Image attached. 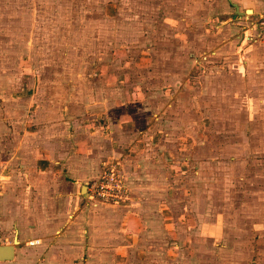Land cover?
<instances>
[{
	"label": "rangeland",
	"instance_id": "374dc122",
	"mask_svg": "<svg viewBox=\"0 0 264 264\" xmlns=\"http://www.w3.org/2000/svg\"><path fill=\"white\" fill-rule=\"evenodd\" d=\"M217 1V20L200 28L189 22V4L176 0H0L2 103L38 92L43 102L68 96L70 106L89 107L87 116L70 118L115 123L127 145L116 149L145 157L141 176L154 187L147 212L157 225L149 227L150 241L140 243L147 257L137 264H264V40L251 31L261 14L246 12L250 18L236 22L237 47L217 55L212 43L204 46L206 35L219 33V20L223 26L235 20ZM233 1H246L243 11L260 2ZM193 7L202 19L209 6L196 0ZM188 27L202 32L182 38L196 50L191 75L181 81L190 91L182 92L178 81L189 74L182 62L190 55L178 53L181 38L172 32ZM246 31L255 38L246 41ZM226 58L220 96L195 99L191 107L202 77L219 73L215 64ZM109 160L127 182V164ZM128 190L129 200L116 207L132 204ZM213 219L222 222L224 240L202 236Z\"/></svg>",
	"mask_w": 264,
	"mask_h": 264
},
{
	"label": "crops",
	"instance_id": "0c3cea01",
	"mask_svg": "<svg viewBox=\"0 0 264 264\" xmlns=\"http://www.w3.org/2000/svg\"><path fill=\"white\" fill-rule=\"evenodd\" d=\"M176 1L189 4L190 7H186L189 22L197 23L198 27L208 19L217 20L213 19L215 0H204L211 8H205L202 19L195 17L198 7L192 10L196 0ZM232 1L217 2L222 3L223 13L233 10L235 20L227 19L224 26L219 20V33L206 35L204 41V46L209 43H212L210 47L215 46L213 50L217 55L228 52V46L237 47L233 36L241 27L236 22L264 12V0L244 11L246 1ZM236 5L239 10L234 8ZM238 11L244 14L240 16ZM246 12L252 13L250 17L244 16ZM177 16L183 17L181 9ZM189 28H175L172 32L175 38H181L182 48L178 53L189 50L183 53L186 58L190 55V62L187 59L182 62L189 74L185 78L181 75L178 82L188 81L193 67L191 60L196 50L188 36L202 32L196 27ZM184 35H188L186 40L182 39ZM224 62L220 60L215 64L221 68L219 73L202 77L199 93L190 96L193 99L191 107L196 109L195 99L220 96L216 89L221 83L225 84L222 76L230 65L228 58ZM182 82L179 90L189 92ZM37 96L43 95L38 92L24 96L12 100L13 105L5 106L2 103L5 99L0 95V229L8 240L5 246H14L12 259L0 260V264H137L147 257L140 254V243L144 245L145 240L150 241L149 227L155 231L157 225L147 212L151 204L148 192L154 187L145 183L141 176L148 166L143 163L145 157L138 161L127 152L123 153V149H116L118 144L127 145L119 137V127L115 123L99 122L95 126L82 123L78 117L70 118L74 112L87 116L89 107L86 105L72 107L68 96L60 103L50 99L43 102V98L40 100ZM196 104L203 107L200 102ZM112 157L127 164L124 174L136 199L130 206H103L86 200L88 185L100 176L102 164ZM206 222L212 223L202 236L213 241L224 240L222 222L216 219ZM210 227H216L217 231Z\"/></svg>",
	"mask_w": 264,
	"mask_h": 264
},
{
	"label": "built area",
	"instance_id": "2783aa9c",
	"mask_svg": "<svg viewBox=\"0 0 264 264\" xmlns=\"http://www.w3.org/2000/svg\"><path fill=\"white\" fill-rule=\"evenodd\" d=\"M257 39L264 40V12L260 15L259 20L252 24ZM249 31L244 32L243 38L246 41H251L253 38ZM119 163L115 161H106L102 165V170L99 178L88 185L86 200L88 203H101L116 206L126 203L128 185L119 170ZM8 240L4 237L0 229V246H5Z\"/></svg>",
	"mask_w": 264,
	"mask_h": 264
},
{
	"label": "water",
	"instance_id": "95a60500",
	"mask_svg": "<svg viewBox=\"0 0 264 264\" xmlns=\"http://www.w3.org/2000/svg\"><path fill=\"white\" fill-rule=\"evenodd\" d=\"M236 9H238V6L236 5ZM239 12V11H238ZM239 14H244V13H240ZM13 250H14V246H0V260H10L13 257ZM4 253H6V255H4Z\"/></svg>",
	"mask_w": 264,
	"mask_h": 264
},
{
	"label": "bare ground",
	"instance_id": "6f19581e",
	"mask_svg": "<svg viewBox=\"0 0 264 264\" xmlns=\"http://www.w3.org/2000/svg\"><path fill=\"white\" fill-rule=\"evenodd\" d=\"M4 255H6V253H4Z\"/></svg>",
	"mask_w": 264,
	"mask_h": 264
}]
</instances>
